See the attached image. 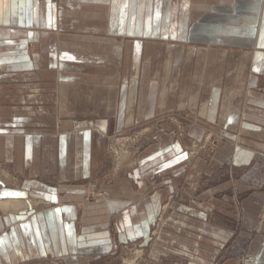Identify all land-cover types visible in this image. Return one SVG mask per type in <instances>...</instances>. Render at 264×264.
<instances>
[{
    "label": "crops",
    "instance_id": "0c3cea01",
    "mask_svg": "<svg viewBox=\"0 0 264 264\" xmlns=\"http://www.w3.org/2000/svg\"><path fill=\"white\" fill-rule=\"evenodd\" d=\"M168 112L199 113L192 135L203 119L241 136L215 160L240 177L201 189L193 174L187 188L183 145L163 126L138 168L86 203L103 159L73 120L106 134ZM0 162L19 179L0 181L13 205L0 207V264H104L191 190L198 216L167 231L192 232V250L173 263L167 250L166 264H264V0H0Z\"/></svg>",
    "mask_w": 264,
    "mask_h": 264
},
{
    "label": "rangeland",
    "instance_id": "374dc122",
    "mask_svg": "<svg viewBox=\"0 0 264 264\" xmlns=\"http://www.w3.org/2000/svg\"><path fill=\"white\" fill-rule=\"evenodd\" d=\"M31 47L35 52H39L37 44L31 45ZM157 63H159V61L156 59V61L153 62L154 65L150 72L152 77L157 74ZM198 114L199 113H196L195 116L191 113H185V115L180 112L162 113L154 118L144 119L130 126L127 125V127L120 132L114 131V121H109L110 127L109 130L105 132L106 134H102L101 126L94 120H73V133L75 135H90L91 139H94V142H92L94 159H103V163L99 165V167L93 168L92 177L87 181L84 201L86 203H93L101 199L105 187L110 186L121 175L136 170L139 166V155L142 149L156 142V135L163 126H167L168 130L173 134L175 141L183 145L187 162L183 180L186 187L188 179H191L193 174H195V176L199 175L202 179L201 189L206 186L205 183L210 181L211 178V181L215 182L219 181L217 179L220 177L226 175L240 177L241 169H234L231 173L230 167H217L215 160H217L220 153L219 151L225 144L228 142L239 144L241 136L237 135L236 141L230 140L229 137L220 133L218 125L209 124L207 120L203 121V119L202 122H205L204 125L201 124L204 128L203 133L201 135H192L190 133L191 126L193 125L191 117H198ZM188 115L191 116L190 119H188ZM1 180L11 181L12 186L19 182L18 176L0 162V181ZM189 193L190 195L188 191H186L185 195L183 194L184 197L181 193L177 194V192L169 195L167 200L162 204V209L159 211L154 221L149 238L147 240L138 239L136 241H123L119 244L117 253L109 259H106L104 264H166L167 250L169 251V259H172L169 260L170 263H173V260L177 258H184L182 246L185 245L192 250L193 233L167 231V228L168 225L175 223L191 224L193 217L198 216L192 208V190ZM178 205L184 206L185 211H181ZM201 217L203 218V216ZM206 218L210 219L209 216ZM173 238H179L180 241H177L178 244L175 246L170 244V248H166V244L162 243V241L165 239L172 240Z\"/></svg>",
    "mask_w": 264,
    "mask_h": 264
},
{
    "label": "built area",
    "instance_id": "2783aa9c",
    "mask_svg": "<svg viewBox=\"0 0 264 264\" xmlns=\"http://www.w3.org/2000/svg\"><path fill=\"white\" fill-rule=\"evenodd\" d=\"M241 264H256V259L253 256H247L241 260Z\"/></svg>",
    "mask_w": 264,
    "mask_h": 264
},
{
    "label": "bare ground",
    "instance_id": "6f19581e",
    "mask_svg": "<svg viewBox=\"0 0 264 264\" xmlns=\"http://www.w3.org/2000/svg\"><path fill=\"white\" fill-rule=\"evenodd\" d=\"M13 205H12V203H0V207H5V208H9V207H12Z\"/></svg>",
    "mask_w": 264,
    "mask_h": 264
},
{
    "label": "snow or ice",
    "instance_id": "6c2138e0",
    "mask_svg": "<svg viewBox=\"0 0 264 264\" xmlns=\"http://www.w3.org/2000/svg\"><path fill=\"white\" fill-rule=\"evenodd\" d=\"M3 246V240H0V247Z\"/></svg>",
    "mask_w": 264,
    "mask_h": 264
}]
</instances>
